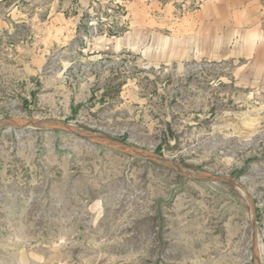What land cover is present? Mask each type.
I'll return each mask as SVG.
<instances>
[{
	"label": "rangeland",
	"instance_id": "obj_1",
	"mask_svg": "<svg viewBox=\"0 0 264 264\" xmlns=\"http://www.w3.org/2000/svg\"><path fill=\"white\" fill-rule=\"evenodd\" d=\"M251 1L0 0V118H59L248 192L61 126H4L0 264H264Z\"/></svg>",
	"mask_w": 264,
	"mask_h": 264
},
{
	"label": "water",
	"instance_id": "obj_2",
	"mask_svg": "<svg viewBox=\"0 0 264 264\" xmlns=\"http://www.w3.org/2000/svg\"><path fill=\"white\" fill-rule=\"evenodd\" d=\"M30 127V128H34V127H39V126H61L66 128L67 130H69L70 132H72L73 134H78L88 140H93L99 143H102L106 146H112L115 148H118L120 150L125 151L126 153H131L137 157H142V158H151L154 159L158 162H162L165 164H168L174 168H176L180 173L191 177V178H204V179H210V180H229L232 182L237 183L242 189L243 191H245L246 193L247 190L245 189V187L240 184L235 178H230V177H225L219 174H212V173H201L198 172L197 174H190L189 172H187L186 170L183 169L182 166H180L179 163L174 162L170 159H168L166 156H162L159 155L157 153H154L150 150L147 149H142L136 145H132L130 143H125L121 140L115 139L113 137H108L102 134H98L96 132H91V131H87L84 129H80L77 127H73L72 125H70L69 123H67L66 121L59 119V118H30V117H4V118H0V128L1 127Z\"/></svg>",
	"mask_w": 264,
	"mask_h": 264
},
{
	"label": "crops",
	"instance_id": "obj_3",
	"mask_svg": "<svg viewBox=\"0 0 264 264\" xmlns=\"http://www.w3.org/2000/svg\"><path fill=\"white\" fill-rule=\"evenodd\" d=\"M264 0H252L251 6H247V9L245 11H242L239 16L243 17V22L245 25L247 23L251 22L252 26H256L251 33H248V37H246V42L244 44V55H247V57H257L259 54L264 55ZM257 5H253V4ZM211 8L214 7L212 4L210 6ZM247 40L250 41V44H248V52L245 53L246 50V43ZM239 55L240 51H239Z\"/></svg>",
	"mask_w": 264,
	"mask_h": 264
}]
</instances>
